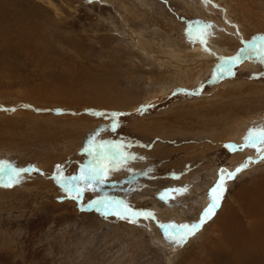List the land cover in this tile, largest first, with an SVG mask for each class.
Masks as SVG:
<instances>
[{"label":"rangeland","instance_id":"374dc122","mask_svg":"<svg viewBox=\"0 0 264 264\" xmlns=\"http://www.w3.org/2000/svg\"><path fill=\"white\" fill-rule=\"evenodd\" d=\"M258 37L264 0H0V161L27 169L0 173V264H264L219 228L264 204V152L227 137L264 107V62L220 71ZM113 145L118 170L72 198L58 181ZM221 170L236 175L200 224Z\"/></svg>","mask_w":264,"mask_h":264},{"label":"snow or ice","instance_id":"6c2138e0","mask_svg":"<svg viewBox=\"0 0 264 264\" xmlns=\"http://www.w3.org/2000/svg\"><path fill=\"white\" fill-rule=\"evenodd\" d=\"M211 27V26H206ZM188 35L190 38H193V34L191 29L188 30ZM257 40H259L261 43L257 44ZM201 43H205V40L201 38ZM249 54H254L257 59H260L262 62H264V37H258L254 38L252 42L246 43V46L240 50V53L235 56L231 57L227 61V66L222 67L220 69L221 72L227 71L229 74H231V67L234 63H238L241 59V57H247ZM95 115L103 116L104 113H95ZM119 115H123L120 113H112V119H113V128L116 127V118ZM105 145L102 143L100 145V148L103 149ZM113 148L116 149L111 156L108 155L106 151H101L97 153L98 159L96 160L95 164L86 170H82L79 181L75 186H73L72 182L76 181V177H65L63 178L62 182L65 191L72 193L73 191L76 193L75 196L72 198L79 199L80 194L82 191L86 190L81 189L79 187V183H83L85 186H87L90 182L96 181L99 183H103L108 176V174L113 170H118L115 168V164H113V160L115 157L121 155V149L119 146L113 145ZM226 147H229L226 145ZM242 147H256L257 152H264V126H261L260 128H253L248 131V133L245 136V144ZM91 151V149H89ZM264 158V157H262ZM107 161V162H106ZM7 172L6 177H3L5 187H11L14 183H17L19 181L20 175L22 172H26L27 169H18L12 167L7 161H0V173L5 172L6 170H9ZM242 168H238L236 171H241ZM236 175L235 172L227 173L225 170H221V177L218 181L217 185L210 191L209 197L211 200V203L209 204L208 208L205 209L204 214L201 217L200 224H203L204 221L207 218H210V214L213 212V210L218 207V200L220 198V195L223 192V184L226 179H232ZM167 194H162V198ZM97 205L106 206L104 201H96ZM125 211H130V209H125ZM135 215H140V213H134ZM150 215V214H148ZM200 225L194 224L191 226L188 225H182L181 226V232L178 235L169 236V239H174L177 244H182L184 241H186L187 237L190 235H193L195 231L199 228Z\"/></svg>","mask_w":264,"mask_h":264},{"label":"bare ground","instance_id":"6f19581e","mask_svg":"<svg viewBox=\"0 0 264 264\" xmlns=\"http://www.w3.org/2000/svg\"><path fill=\"white\" fill-rule=\"evenodd\" d=\"M251 109H252V107H251ZM251 109H249V111ZM260 109L262 111L258 115H256L255 117H254V115L247 113L249 117H243L242 116V119H241L242 121L239 120L240 122H238L237 124L235 122V125L233 124L234 126H232L230 130H228V131H231L232 134L228 133V131L227 132L224 131L225 132L224 134H226V133H228V135L231 134V135L227 136L229 138V141H230V139H233L234 142L240 143L241 141L245 140V136L250 129L264 126V111H263L264 107H262ZM224 134L222 137H225ZM233 148H236V146L233 145ZM261 182H263V185L260 188H261V190H264V179ZM245 196H250V195H248L245 191H242L239 194L237 200H239V202H242ZM203 199L204 200H202L201 206L203 204L209 203L211 201L209 195L205 196ZM258 199H261L264 202V192L261 194V197H259ZM256 201L257 200L250 201V203L247 204L246 206H249L250 204L255 203ZM229 206H231V205H229ZM241 206H243V204H241ZM263 206H264V204L261 203L260 206L252 207L250 209V211L248 213H246L247 219H248L247 222L244 219L241 220V218L239 217V214H236L234 217H231L228 215L227 218L224 219L223 224L220 225L219 228L222 229L223 232L227 233L228 236L233 240V242H229V244H228L229 248H232L233 250H235V249L238 250V249H240L241 246L248 244L252 238H255L261 246H264V212L258 213V215H260V217L255 222H252V221L250 222V220H249L250 216L255 214V212L258 209L263 210ZM225 215H224V217H225ZM249 222H250V224H249ZM248 225H250V226H248ZM247 227H249L251 229L252 234L248 232ZM237 234L239 236H237ZM219 248H220V246H219ZM217 252H219V250Z\"/></svg>","mask_w":264,"mask_h":264}]
</instances>
